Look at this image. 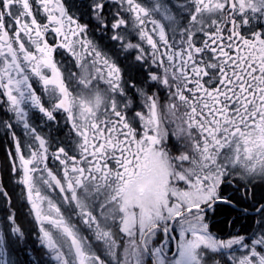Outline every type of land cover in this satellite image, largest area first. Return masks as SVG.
Instances as JSON below:
<instances>
[{"label":"snow or ice","instance_id":"snow-or-ice-1","mask_svg":"<svg viewBox=\"0 0 264 264\" xmlns=\"http://www.w3.org/2000/svg\"><path fill=\"white\" fill-rule=\"evenodd\" d=\"M0 108V264H264V0H0Z\"/></svg>","mask_w":264,"mask_h":264},{"label":"flooded vegetation","instance_id":"flooded-vegetation-1","mask_svg":"<svg viewBox=\"0 0 264 264\" xmlns=\"http://www.w3.org/2000/svg\"><path fill=\"white\" fill-rule=\"evenodd\" d=\"M97 39H101L99 36H97ZM3 109L0 108V119H6ZM19 134V132H18ZM10 139V137H6L5 130L2 126H0V171H3L4 165H5V159H6V149L10 147V144L7 142ZM17 192L19 189L16 190ZM14 204H16L18 208V222L22 225V227L25 229L26 232L29 233L28 239L26 241L27 245L31 248L36 247V241L31 235V231L34 230V225L32 223L31 217L27 216L25 214L26 209L21 206V204L18 202L17 198L14 196ZM223 219L221 216L219 220ZM219 224L217 223L214 231H220L223 230L224 232L228 231V225L226 224L224 229H217Z\"/></svg>","mask_w":264,"mask_h":264},{"label":"trees","instance_id":"trees-1","mask_svg":"<svg viewBox=\"0 0 264 264\" xmlns=\"http://www.w3.org/2000/svg\"><path fill=\"white\" fill-rule=\"evenodd\" d=\"M219 226H217V229H224L226 226V223L223 222V219L220 220V222H218Z\"/></svg>","mask_w":264,"mask_h":264}]
</instances>
